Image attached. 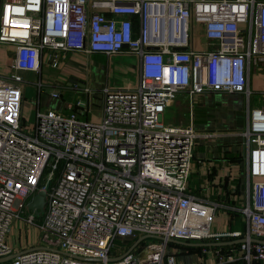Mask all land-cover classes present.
I'll return each instance as SVG.
<instances>
[{
  "label": "built area",
  "instance_id": "obj_1",
  "mask_svg": "<svg viewBox=\"0 0 264 264\" xmlns=\"http://www.w3.org/2000/svg\"><path fill=\"white\" fill-rule=\"evenodd\" d=\"M194 23L216 48L192 47ZM3 43L16 48L11 72L0 75V259L13 254L7 239L16 219L37 226L41 246L0 264H176L169 241L227 235L245 239L231 248L242 252L237 264L264 263V243L254 240H264V105L249 108L240 132L248 152L246 231L213 232L216 205L189 185L199 135L194 95L211 88L250 97L252 73L264 69V0H0ZM125 50L141 58L137 87L76 83L64 110L39 103L35 126H26L22 72L39 73L44 54L57 67L61 53ZM39 90L65 94L42 81ZM183 91L192 99L190 121L166 123ZM96 94L102 113L93 121L86 115ZM47 183L38 217L28 202Z\"/></svg>",
  "mask_w": 264,
  "mask_h": 264
},
{
  "label": "crops",
  "instance_id": "obj_2",
  "mask_svg": "<svg viewBox=\"0 0 264 264\" xmlns=\"http://www.w3.org/2000/svg\"><path fill=\"white\" fill-rule=\"evenodd\" d=\"M246 25H241L245 30ZM192 47L195 50H211L216 44L207 40L204 35V25L194 23ZM15 46L9 43L0 44V75H8ZM25 83L23 85V120L28 128H33L37 120V105L41 108L64 110L67 99L76 95L71 92L55 98L39 90V82L47 86H55L72 90L71 78H79L92 88L94 81H100L111 87H137L141 79V58L125 50L115 55L95 53L90 57L80 56L74 52L63 59L58 67L51 65L49 55L44 54L40 72L23 71ZM33 75L34 79L27 78ZM35 86L33 92L29 87ZM251 94L242 91L228 92L221 89L208 88L202 93L194 95L193 121L199 135L195 143V158L190 177V189L197 198L207 204L216 205V214L211 224V230L218 233L235 231L245 232L247 218L243 213V202L248 196V152L240 132L247 126L249 108L264 105V69L259 68L252 73L250 79ZM95 89V88H94ZM66 91V93H69ZM258 95L254 101L252 97ZM87 99V95L83 96ZM180 99L190 97L187 91L179 94ZM177 97V98H178ZM177 98L173 105L177 103ZM93 96L90 98V112L86 117L97 121L101 118L102 99L93 106ZM179 99V100H180ZM190 121L187 120L186 123ZM22 219L14 220L12 226ZM28 225V224H27ZM8 235V244L13 254L41 246L39 230L37 239L27 240L26 243L15 244ZM242 237L224 236L203 241L176 240L169 241L167 252L176 254V264H237L241 261L242 252L238 249L233 254L232 247L238 244L220 246H188L184 242H221L233 241ZM233 254L236 261H229L228 256ZM163 264H167L164 261ZM264 264V263H263Z\"/></svg>",
  "mask_w": 264,
  "mask_h": 264
},
{
  "label": "rangeland",
  "instance_id": "obj_3",
  "mask_svg": "<svg viewBox=\"0 0 264 264\" xmlns=\"http://www.w3.org/2000/svg\"><path fill=\"white\" fill-rule=\"evenodd\" d=\"M10 68L11 67L8 64V69L10 70ZM33 79H34L33 75H31L27 78L28 81H32ZM93 86L95 89H101L105 86V84L104 83L102 84V82H100V81H94ZM33 89H34V93H35V91H36L35 86L33 87L32 85H30L29 91L33 92ZM64 91H65L66 97L67 96L69 97V95L72 92V90H70V92H69L67 88H64ZM66 91H68L69 93H66ZM179 94H178V96H179ZM101 97H102V95H100V94H96L93 96L92 102H93L94 107L96 104L100 103ZM179 99H180V97L177 98L178 101L175 105H173L167 109V112H166L165 118H164V121L166 123L173 124V125L187 124L186 122H187V120H189L190 106L192 105V99L190 97H188L186 99H184L182 97L180 100ZM252 99L254 101H256L258 99V95H254L252 97ZM260 106H262V104H260ZM24 215L25 214H23V216ZM10 231H11L10 237L15 244H22V242L26 243L28 239L31 241L37 239V231H38L37 226H35L33 224L27 225L26 221L23 218L21 221L16 222L12 226ZM131 242H132V240H130V239H120L119 241H117V244H119V245L126 244L127 245Z\"/></svg>",
  "mask_w": 264,
  "mask_h": 264
},
{
  "label": "water",
  "instance_id": "obj_4",
  "mask_svg": "<svg viewBox=\"0 0 264 264\" xmlns=\"http://www.w3.org/2000/svg\"><path fill=\"white\" fill-rule=\"evenodd\" d=\"M175 48L178 50L187 49V47H175ZM151 49H159V47H151ZM48 187H49V183H47L46 188L40 189L28 202V208L32 210L38 217H40L44 213ZM146 237L148 236L141 237L138 241H136L133 247H135L141 240H143ZM254 240L264 243V240H257V239H254ZM171 241H176V240H171ZM244 241L245 239H238V240H233V241H221V242H184V241H178V242H181L188 246H220V245L222 246V245L238 244ZM19 254L20 253H16V254H12L7 257L1 258L0 262L10 261L11 259L15 258ZM140 257L143 258L144 254L142 253Z\"/></svg>",
  "mask_w": 264,
  "mask_h": 264
},
{
  "label": "flooded vegetation",
  "instance_id": "obj_5",
  "mask_svg": "<svg viewBox=\"0 0 264 264\" xmlns=\"http://www.w3.org/2000/svg\"><path fill=\"white\" fill-rule=\"evenodd\" d=\"M73 52H71V54H72ZM75 54L77 53V54H79L80 56H84V57H90L91 55H93V54H95V53H93V54H90V55H88V54H86V53H84V52H74ZM62 54V58L63 59H65V58H67L68 57V55L70 54H67V55H65L64 56V54L63 53H61ZM62 59V60H63ZM61 60V61H62ZM61 61H60V63H61ZM60 65V64H59ZM58 65V66H59ZM57 66V67H58ZM70 83H72V84H74V83H78V84H81V83H85L83 80H80L79 78L76 80V77H73V78H71V81H70Z\"/></svg>",
  "mask_w": 264,
  "mask_h": 264
}]
</instances>
